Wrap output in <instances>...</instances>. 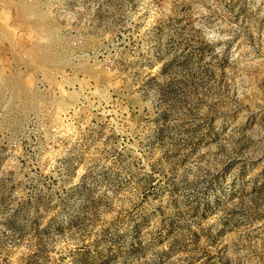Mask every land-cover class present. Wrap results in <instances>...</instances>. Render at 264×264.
Returning a JSON list of instances; mask_svg holds the SVG:
<instances>
[{"label":"rangeland","instance_id":"obj_1","mask_svg":"<svg viewBox=\"0 0 264 264\" xmlns=\"http://www.w3.org/2000/svg\"><path fill=\"white\" fill-rule=\"evenodd\" d=\"M0 264H264V0H1Z\"/></svg>","mask_w":264,"mask_h":264},{"label":"crops","instance_id":"obj_2","mask_svg":"<svg viewBox=\"0 0 264 264\" xmlns=\"http://www.w3.org/2000/svg\"><path fill=\"white\" fill-rule=\"evenodd\" d=\"M14 16V12L7 10L0 0V61L2 62L6 58L5 49H8V45L21 43L25 35Z\"/></svg>","mask_w":264,"mask_h":264}]
</instances>
